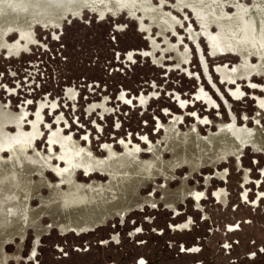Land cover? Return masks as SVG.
Wrapping results in <instances>:
<instances>
[{"label":"rangeland","instance_id":"rangeland-1","mask_svg":"<svg viewBox=\"0 0 264 264\" xmlns=\"http://www.w3.org/2000/svg\"><path fill=\"white\" fill-rule=\"evenodd\" d=\"M143 1L163 35L140 12H84L4 38L0 162L18 145L24 158L0 184L29 182L26 217L0 216V264H264V144L199 140L232 121L264 140V78L235 81L234 40L264 50L260 0H235L252 17L231 34L178 0Z\"/></svg>","mask_w":264,"mask_h":264},{"label":"bare ground","instance_id":"bare-ground-1","mask_svg":"<svg viewBox=\"0 0 264 264\" xmlns=\"http://www.w3.org/2000/svg\"><path fill=\"white\" fill-rule=\"evenodd\" d=\"M111 2L116 4L117 10L113 9L114 7L110 4ZM177 2L181 7H185L195 14L205 15L212 24H221L225 34L233 33L236 25L240 26L241 24L247 25L251 23L248 18L252 17V13L248 10H241L236 7L235 0H178ZM260 3L257 9L263 12L264 0H260ZM227 6L235 7V13L232 17L225 15L224 9ZM84 12L97 14L100 17L107 14L116 15L120 12H126V14L132 18L136 17L137 12H140L142 17H147L151 24H156L158 26L157 29L160 35H163L164 32L168 30L167 22L159 21L154 17L152 9H150L143 0H0V50L6 35L13 34L17 31H24L28 36H31V34L35 32V27L45 29L58 28L65 19L80 17ZM262 25L264 27V23H262ZM144 29L145 28H142V30ZM147 35L149 36L148 32ZM165 39L166 37H164V41L166 45H168ZM151 43L153 47L157 49L158 45L154 42ZM234 43L237 45L235 54L240 61L238 66H236L235 81L237 82L244 79L248 82L253 75H262L264 78V50L262 48L244 47L241 44V38L235 39ZM249 57L254 58L256 61L254 66L251 65L252 67H250L248 63ZM177 59L179 60L180 58ZM10 119V112H5L0 109V139H2L3 136L6 140L9 138L8 134L5 133V130H7L5 126L9 123ZM236 128L235 122L232 121L231 125L217 129L218 132L215 135H211L208 138H199V140L200 142L206 141L208 144L215 141L216 145L220 147H225L226 145L237 152L239 149H243V147H248V145H251L253 148H258L260 145L264 144V140L261 138V133L258 130H251L248 132L243 129L241 130L243 134H239ZM18 147L21 151L19 154L16 153L17 156H19L14 158V163L5 164L0 162V170L7 167H15L17 165L21 166L20 162L24 156V148L21 145H18ZM77 156L82 155L77 153L74 158ZM26 158L28 157L26 156ZM35 162L36 161H34V163ZM31 163H33V161H31ZM80 163L81 160H74L73 168L68 173L73 174L76 168L82 166ZM29 165L31 164L29 163ZM102 165L103 162H100L97 168ZM147 169V167H144V170ZM85 171H87V169H85ZM4 180L6 181V185L0 184V216L8 218L16 215L18 218L23 219L28 212V192L26 193V188H28L29 180L17 172L9 179L7 177ZM74 196L75 195H73V197L69 195H60L59 198L62 199L61 203L66 204L72 201Z\"/></svg>","mask_w":264,"mask_h":264},{"label":"flooded vegetation","instance_id":"flooded-vegetation-1","mask_svg":"<svg viewBox=\"0 0 264 264\" xmlns=\"http://www.w3.org/2000/svg\"><path fill=\"white\" fill-rule=\"evenodd\" d=\"M239 81H245V82H247V81L244 80V79L239 80ZM236 130L238 131L237 133H239V134H243V131H241V130H243V128L237 127ZM249 131H251V130H248V132H249ZM248 147L253 148L251 145H248ZM248 147H247V148H248ZM137 264H144V263H143V261H139Z\"/></svg>","mask_w":264,"mask_h":264}]
</instances>
